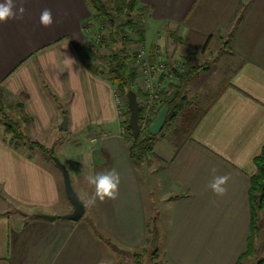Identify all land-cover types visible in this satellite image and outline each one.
Instances as JSON below:
<instances>
[{"label": "crops", "instance_id": "0c3cea01", "mask_svg": "<svg viewBox=\"0 0 264 264\" xmlns=\"http://www.w3.org/2000/svg\"><path fill=\"white\" fill-rule=\"evenodd\" d=\"M137 1L148 14L147 48L195 61L227 44L234 70L184 140L159 135L161 161L144 174L129 159L116 86L89 69L84 27L92 7L86 0H14L26 11L0 23L3 102L21 105L34 139L57 147L85 205L94 193L87 176L115 169L120 184L117 199H97L79 222L62 220L73 212L62 174L13 146L0 124V264H109L98 240L107 237L139 252L149 247V221L157 218L155 188L170 206L157 223L169 263L243 264L255 252L250 190L264 150V0ZM44 9L53 16L49 27L40 23ZM64 116L66 132L59 129ZM225 175L227 192L217 196L209 185Z\"/></svg>", "mask_w": 264, "mask_h": 264}, {"label": "trees", "instance_id": "16d2710c", "mask_svg": "<svg viewBox=\"0 0 264 264\" xmlns=\"http://www.w3.org/2000/svg\"><path fill=\"white\" fill-rule=\"evenodd\" d=\"M86 2L92 7L94 11V19L101 21V23L103 24H108L111 27L110 45H106V48L111 50V53L108 56V67L106 69H92V67L89 66V69L92 73L109 80L113 85L117 87V91L120 94L127 97L128 92L130 90H134L138 95V100H141L143 95L138 88H135V83L138 80L139 72L136 63H132L133 55L128 51L127 44L133 42L134 39L132 36L135 31L139 39L141 38L143 43V30L132 19H128L125 22L123 20V15L127 13L133 14L136 11H146L138 9L137 0H86ZM193 58V56H188L185 58V60L180 62L186 65L185 71L182 73L176 72L177 81L168 84L170 85L169 88L167 90H164L163 92V97L161 100L162 106L159 109V112L163 107H168L169 113L167 116L166 125L160 133L161 137H163L166 133L165 129H170L171 127H173L175 121L182 114L183 108L188 101L184 95L185 89L193 80H195L198 73L204 68L196 64L193 65ZM190 104L193 103L189 101L188 105ZM126 108H128V102L126 103ZM21 109V105H6L0 95V123L4 124L6 133L14 135L12 141H15V139L17 138H22V134L20 132L21 124H30V120L21 114ZM205 110L206 109H204L202 115L204 114ZM129 116L130 113L128 111L126 126L124 127L127 131L125 139L128 144V154L131 163L136 168L142 169L145 167V165L150 164L154 159L161 161L160 158L157 157L154 153V145L159 136H153L149 132V128L154 123L155 119L145 123L143 109L141 108V116L139 122L141 127V135L136 139L134 138L129 127ZM201 116L196 120L191 129L185 132L187 134L182 137L183 140L193 131ZM11 144L13 145V143ZM33 145L38 147L44 153L48 154L52 160L53 157L56 156L53 151H48L43 145L39 144L38 142L33 143ZM178 147L180 146L178 145ZM255 164L257 172L251 178L250 190L252 211V238L250 241V246L251 244H253L255 234L259 232V229L261 227L260 214L264 211V150L256 159ZM150 234L152 235L153 242L158 244L160 235L157 226L150 232ZM158 252V249L150 251L147 248H144L142 252L129 250L121 252L119 249L116 250V253L124 256L128 262H131L133 264H159L156 263ZM251 253L252 251L250 248L244 258L242 257V261ZM257 264H264V259L259 261Z\"/></svg>", "mask_w": 264, "mask_h": 264}, {"label": "rangeland", "instance_id": "374dc122", "mask_svg": "<svg viewBox=\"0 0 264 264\" xmlns=\"http://www.w3.org/2000/svg\"><path fill=\"white\" fill-rule=\"evenodd\" d=\"M94 15V11L92 13ZM142 14V15H141ZM92 15V20L89 22L87 27L91 28L92 30L86 33L88 36V43L90 44L91 51L88 57V64L92 69H106L109 65L108 56L111 53V50L106 48V45H110V34H111V27L108 24H103L101 21H98L94 19ZM123 20L126 22V20H134L135 23H137L142 29L147 23L148 14L146 12L139 13L136 11L135 13H127L123 15ZM129 17V18H128ZM145 18L146 23L143 26V24L140 23V21H143ZM139 27V28H140ZM107 29V30H106ZM97 35V36H96ZM99 36V38H98ZM133 42H130L127 44L128 51L133 55L132 63H136L137 57L133 54L135 50H138V48L146 47L143 43L141 38L139 39L136 31L133 33ZM96 40H99L98 42ZM142 43V44H141ZM147 48V47H146ZM150 51L155 50H161L165 52V55L167 59L170 61L171 64H174L175 66H178V64L181 61H176L174 58H170L168 56V53L158 47L155 49L147 48ZM230 49L227 44H225L220 50H217L214 54H211V56L207 55L205 58H199L198 60L195 58V61L192 62L193 65H198L204 67L202 71H200L195 78L185 89L184 95L187 98V104H185L183 108V112L180 115V117L175 121V124L170 129H165L166 133H162L165 135V138L171 142H181L183 140L182 137H184L187 133L186 131L190 130L191 127L195 124L196 120L202 115L204 109L207 108V106L216 98V96L221 91L220 89H223L225 83L227 82L230 74L235 68V65L237 64V60L229 53ZM87 59V58H86ZM137 66V65H136ZM139 81L137 80L135 83V88L137 89V84ZM166 84V83H164ZM170 85H166L167 90ZM117 91V87H116ZM131 91V90H130ZM118 92V91H117ZM141 94L143 95V92L140 90ZM119 99L123 103V109H124V126H126V118L127 113L129 111L128 108H126V103L128 102V97L120 94L118 92ZM163 97V96H162ZM143 99L139 100L141 102ZM191 101L193 104L188 105V102ZM162 102L159 104L155 120L157 118V114L159 112V109L161 108ZM143 113L144 110H143ZM5 130L6 128L3 123H0ZM164 130V132H165ZM21 134L22 138H17L15 141L13 139L14 135L6 133V135L9 136L10 142L13 143L16 147L21 149L30 157H33L34 160L42 165L47 166L49 169L57 170L59 174H62L58 167L56 166L55 162L49 157L48 154L41 151L38 147L33 145V143H39L44 142L45 139L43 137H40L37 140L34 139L32 136L31 129L28 124H21ZM40 144V143H39ZM45 149L48 151H53L54 153L57 152L56 146H51L49 144H42ZM60 159V158H59ZM63 160V158L61 157ZM60 159V160H61ZM156 160H152V162L148 165H145L144 168L140 169V171L144 174H148L149 172H152V165H154ZM157 163V162H156ZM72 173V182L75 189H78V183L76 181V178ZM65 189V188H64ZM154 194L156 196V199L153 200L152 207L154 209L155 216H157L156 220L150 219L149 223V247H146L148 250L153 251L154 249H158V257L156 259V263L159 264H171L169 263L164 255H162V245L158 242V244L153 242L152 235L150 232L154 230L157 226L158 220H166L169 216L170 212V206L165 202L162 201L161 194L159 191L155 188ZM152 199V198H151ZM150 202V200L148 201ZM152 202V201H151ZM150 208V207H149ZM148 208V209H149ZM23 210V209H22ZM21 210V211H22ZM19 211V212H21ZM150 211V209H149ZM23 213V212H21ZM24 214V213H23ZM62 217V216H61ZM260 229L259 232L255 234L254 237V245H255V252L251 254L250 260H244L245 264H257L259 261L262 260L264 256V211L260 214ZM102 246H106L105 250H107V255H109V260L112 264H121V263H128L126 258L124 256H121L120 254L116 253V250L127 251L126 249L119 246L118 243L111 241L108 237L105 241V239H98ZM105 241V242H104ZM107 248V249H106ZM118 248V249H117ZM143 250V249H142ZM140 250L139 252H142ZM113 252V255L111 254ZM111 252V253H110ZM146 259V258H145ZM144 259V261H145ZM249 259V258H248ZM107 261V258H106ZM110 262H107L111 264ZM243 263V264H244Z\"/></svg>", "mask_w": 264, "mask_h": 264}, {"label": "built area", "instance_id": "2783aa9c", "mask_svg": "<svg viewBox=\"0 0 264 264\" xmlns=\"http://www.w3.org/2000/svg\"><path fill=\"white\" fill-rule=\"evenodd\" d=\"M138 12L141 13L142 11ZM140 23L144 26V23H146L145 18L143 21H140ZM88 24L84 27V31L87 34L92 30L87 27ZM96 41L98 42L99 40ZM133 54L137 57L136 65L139 72V83L137 86L138 89L143 92V100L140 102V106L145 112L144 122L146 123L155 119L158 106L162 100L163 92L166 89V85L176 82V72H184L186 65L184 63H179L178 66L171 64L167 59L165 52L158 49L150 51L146 47H140L138 50H135ZM115 101L118 107V115L123 124V103L120 101L117 91L115 93ZM122 127V133L125 137L127 131L124 124Z\"/></svg>", "mask_w": 264, "mask_h": 264}, {"label": "clouds", "instance_id": "9594fccd", "mask_svg": "<svg viewBox=\"0 0 264 264\" xmlns=\"http://www.w3.org/2000/svg\"><path fill=\"white\" fill-rule=\"evenodd\" d=\"M23 4L17 8L14 0H3L0 2V23H6L9 19H20L25 13ZM40 23L44 27L53 24V16L51 10L44 9L40 14ZM69 61H74L68 57ZM75 62V61H74ZM67 63V61H66ZM215 172V169H213ZM88 183L94 186V193L91 195L85 206L94 205L99 199L101 202L106 198L115 200L119 194L120 176L115 169L98 172L94 175L86 177ZM229 180L228 176H214L209 187L217 196H223L227 192L226 184Z\"/></svg>", "mask_w": 264, "mask_h": 264}, {"label": "water", "instance_id": "95a60500", "mask_svg": "<svg viewBox=\"0 0 264 264\" xmlns=\"http://www.w3.org/2000/svg\"><path fill=\"white\" fill-rule=\"evenodd\" d=\"M128 97V109H129V127L132 131V134L134 138H138L141 135V127H140V116H141V106L140 102L138 100V95L134 90H131L127 94ZM169 113L168 107H163L154 123L149 128V132L153 136H159L162 130L164 129L167 121V116ZM59 129L61 131L66 132L68 130V117L64 116L63 122L61 123ZM53 161L55 162L56 166L60 170L63 176L64 181V188L66 196L69 200V202L73 206V212L68 215H64L61 217L62 220L65 221H72V222H79L86 213V206L83 200L80 198L78 193L76 192L72 178L70 175L69 169L66 167V165L57 157H53ZM39 218L54 221L57 219L55 216H47V215H39Z\"/></svg>", "mask_w": 264, "mask_h": 264}]
</instances>
